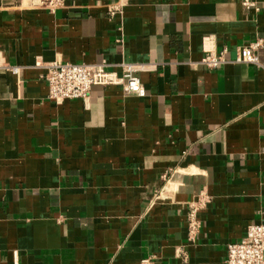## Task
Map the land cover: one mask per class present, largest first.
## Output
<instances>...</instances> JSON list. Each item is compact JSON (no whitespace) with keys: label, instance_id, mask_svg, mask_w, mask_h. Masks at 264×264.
Returning <instances> with one entry per match:
<instances>
[{"label":"crops","instance_id":"1","mask_svg":"<svg viewBox=\"0 0 264 264\" xmlns=\"http://www.w3.org/2000/svg\"><path fill=\"white\" fill-rule=\"evenodd\" d=\"M0 0V264H225L264 222V0ZM261 40L259 64L236 62ZM225 62L203 63L205 46ZM55 59L143 64L144 96L48 98ZM10 66L19 68L13 74ZM200 227L187 240L188 203Z\"/></svg>","mask_w":264,"mask_h":264},{"label":"built area","instance_id":"2","mask_svg":"<svg viewBox=\"0 0 264 264\" xmlns=\"http://www.w3.org/2000/svg\"><path fill=\"white\" fill-rule=\"evenodd\" d=\"M65 0H19V4L54 12L63 7ZM245 7L258 9L253 0H241ZM261 46V40H256L246 45L238 46L234 60L236 62H249L259 64L257 49ZM206 55L203 63L210 68L218 67L225 62L224 53L215 52L212 45L205 46ZM106 63L86 64L52 60L45 65V80L48 87V98L55 103H61L65 99L82 98L89 96L93 85H120L127 92L144 96L145 89L139 78V72L146 69L143 64L124 63L120 72L106 68ZM13 74H18L17 66H10ZM207 194H200L188 203L187 213V240L194 241L200 227L197 217L198 210L209 202ZM150 259L145 258L140 264H149ZM225 264H264V222L248 225L246 232L238 241L227 244Z\"/></svg>","mask_w":264,"mask_h":264}]
</instances>
